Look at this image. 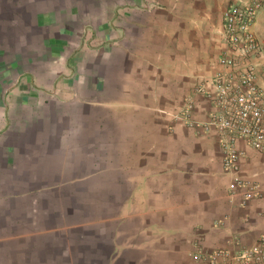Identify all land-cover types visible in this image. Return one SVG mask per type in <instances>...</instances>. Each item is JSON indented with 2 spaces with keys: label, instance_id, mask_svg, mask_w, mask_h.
<instances>
[{
  "label": "crops",
  "instance_id": "crops-1",
  "mask_svg": "<svg viewBox=\"0 0 264 264\" xmlns=\"http://www.w3.org/2000/svg\"><path fill=\"white\" fill-rule=\"evenodd\" d=\"M249 2L0 0V264H200L258 244L264 194L236 179L264 188V151L241 144L226 172L196 93L225 68L224 10Z\"/></svg>",
  "mask_w": 264,
  "mask_h": 264
},
{
  "label": "built area",
  "instance_id": "built-area-1",
  "mask_svg": "<svg viewBox=\"0 0 264 264\" xmlns=\"http://www.w3.org/2000/svg\"><path fill=\"white\" fill-rule=\"evenodd\" d=\"M261 10L264 0L232 4L224 10L226 50L219 62L225 68L196 88V93L210 98V112L207 121L198 124L200 131L217 135L222 165L230 173L239 171V161L245 155L241 144L264 151V43L256 30ZM194 106V95H189L182 119L193 126ZM236 185L247 198L264 194L257 182L236 179ZM194 257L200 264H264V237L238 252L200 250Z\"/></svg>",
  "mask_w": 264,
  "mask_h": 264
},
{
  "label": "rangeland",
  "instance_id": "rangeland-1",
  "mask_svg": "<svg viewBox=\"0 0 264 264\" xmlns=\"http://www.w3.org/2000/svg\"><path fill=\"white\" fill-rule=\"evenodd\" d=\"M226 5H224V8ZM258 19H259V23H258V31L257 32H258L260 39L264 43V10L260 11Z\"/></svg>",
  "mask_w": 264,
  "mask_h": 264
}]
</instances>
